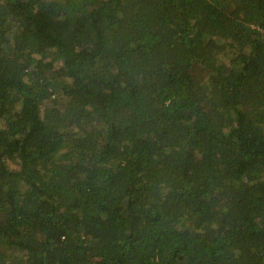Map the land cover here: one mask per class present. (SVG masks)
Wrapping results in <instances>:
<instances>
[{
    "label": "trees",
    "instance_id": "trees-1",
    "mask_svg": "<svg viewBox=\"0 0 264 264\" xmlns=\"http://www.w3.org/2000/svg\"><path fill=\"white\" fill-rule=\"evenodd\" d=\"M0 264H264V0H0Z\"/></svg>",
    "mask_w": 264,
    "mask_h": 264
}]
</instances>
